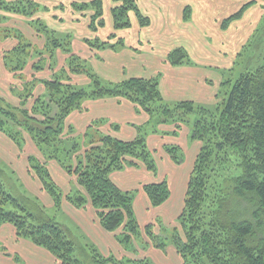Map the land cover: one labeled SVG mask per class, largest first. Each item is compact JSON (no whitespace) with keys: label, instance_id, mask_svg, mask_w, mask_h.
<instances>
[{"label":"trees","instance_id":"obj_1","mask_svg":"<svg viewBox=\"0 0 264 264\" xmlns=\"http://www.w3.org/2000/svg\"><path fill=\"white\" fill-rule=\"evenodd\" d=\"M110 1L107 13L105 0H0V40L16 41L3 53V66L21 83L17 87L15 81L10 89L19 99L18 104L0 93V133L22 151L24 134L33 139L45 161L30 155V170L38 175L58 209L62 208L64 194L46 163L57 160L70 175L74 174L86 195H68L69 202L81 208L90 202L102 226L117 233L124 248L144 235L149 239L148 246L163 251L169 244L174 246L183 264H264V64L225 81L217 94L221 100L215 105L204 106L189 100L171 105L162 95L160 75L106 82L87 58L74 52L73 32L60 25L70 16L76 23L87 21L89 29L97 33L110 20V35L103 39L85 36L82 43L93 50L124 48L126 38L118 32L131 28L133 20L141 28L152 20L139 6V0ZM255 3L248 1L227 17L222 22L223 29L242 18ZM190 15L191 8L187 6L185 19L189 20ZM15 16L24 17L34 33L44 37L42 49L33 45V38L22 29L8 24ZM59 52L68 55L66 65L60 66ZM189 58L186 50L176 47L167 61L174 65L190 64ZM32 60L34 74L27 78L25 68ZM47 64L50 78L37 77L36 73H43ZM79 76L90 79V83L76 82ZM37 85L42 87L38 95L34 91ZM103 97L131 100L150 114L158 126L185 124L191 130V139L202 143L190 173L185 204L177 218L179 225L168 233L157 235L155 224L142 229L134 211L136 191H123L111 179L113 172L140 164L155 174L158 172L146 133L139 132L138 137L128 141L111 134L86 135L91 140L81 156V141L65 136V122L71 112L80 110L86 100ZM191 115H195L192 120ZM64 151L71 155V163L62 158ZM166 151L176 164L184 161L180 146H167ZM2 173L0 170V229L5 224L12 225L19 238L50 251L62 264H150L148 257L119 259L114 254L105 256L93 244L80 245L78 238L71 237L66 228L46 215L34 197L24 193L13 195L8 189L12 181L5 182ZM143 190L154 206L164 204L171 195L166 179L146 184Z\"/></svg>","mask_w":264,"mask_h":264},{"label":"crops","instance_id":"obj_2","mask_svg":"<svg viewBox=\"0 0 264 264\" xmlns=\"http://www.w3.org/2000/svg\"><path fill=\"white\" fill-rule=\"evenodd\" d=\"M107 1L110 2V0ZM247 3L243 0H139V6H141L143 12L151 17V24L146 28H141L138 21L135 20L132 27L127 29L128 31L134 29L135 36L130 40L125 37L127 44L124 48L115 50H93L90 46L82 43L85 36L107 37L103 35V29L93 33L89 29L87 21L76 23L72 17L68 16L66 22L60 26L64 30L73 32L76 53L87 58L89 65L104 81L114 83L131 77L148 78L160 75L162 95L171 105L183 100L202 105L206 103L215 105L218 103L219 97L217 94L223 84V72L221 70L233 67L238 52L233 51L230 54L228 51L221 52L219 49H214L210 44L208 45L210 42H215L210 40L209 36L211 35L209 33L214 31L213 29L216 26H219L220 32L215 30V32L220 33L218 34L219 37L245 36L249 28L252 29L254 26L253 15L256 12L252 13V10L255 7L258 8V3L248 8L241 19L231 22L226 30L221 25L227 17L236 13L237 9ZM187 6L191 8V18L189 20H186L184 16V10ZM57 24L59 25L58 22ZM193 28L201 29V31H195ZM144 34H146L145 37ZM123 36H125L124 32ZM183 38L193 43V50L197 45V60L195 61L198 65H174L167 61L170 52L176 47L183 48V44L170 49L158 48L160 41L166 42ZM15 43L16 41L11 38L0 40V80L10 79V83L15 82L16 79L14 73L4 68L2 56ZM158 49H161L162 52H159ZM147 51L152 52L155 56H149L150 54H146ZM80 78L82 80H79ZM75 81L86 85L90 83V79L82 76L77 77ZM12 96L13 98L9 101L15 103L16 100L14 99H17V97L14 94ZM15 104H18V102ZM154 123L157 122L151 118L150 114L141 110L131 100L118 97L86 100L82 108L71 112L65 122L66 138L76 137L80 140L83 146L82 151L89 147L88 141L91 140V136L99 137L104 134H111L114 137L128 141L135 139L140 133L147 134V144H149L150 150H153L156 157L158 172L155 174L140 164L126 167L124 170L111 174V179L123 191L138 192L134 199V211L142 228L147 224H159L157 223L159 219L164 224H170L171 226L177 224V218L182 213L185 204L190 173L199 150V148L197 150L195 148L198 145L197 143L200 142L191 139V130L185 124L178 127L175 123H161L159 126ZM86 135L90 136L89 139H86ZM12 143L14 146L12 148L15 151L11 150L10 155L0 154L7 161L6 165H10L13 170L18 172L20 179L23 177L20 169L23 168V171L29 172L40 184L41 190L36 194H39V197L42 196L46 202L50 199V202L54 205L53 197L44 189L38 175L35 176L30 170L28 160L30 155H35L40 160L45 161L39 148L35 146L36 150H33L26 142L25 150L22 152L14 142ZM27 144L28 147H26ZM174 145L180 146L181 152L184 154L185 160L181 164L173 162L170 154L166 151L167 146ZM14 160L22 161L23 164L20 165V169L16 168L18 163L16 166ZM46 165L53 181L60 192L64 194L62 207L66 208L77 227L87 235V238L94 243V246L102 254L109 256L113 253L119 256L125 248L118 242L117 233L108 232L102 226L93 205L88 202L85 207L81 208L69 202L68 195L73 196L74 193L86 195L85 190L77 181V177L74 174L70 175L57 160H48ZM164 179L168 181L171 195L164 204L154 206L145 190H143V186L153 182H161ZM25 184L28 190L31 191L27 183ZM48 204L50 205V203ZM150 247L148 252L141 250L142 253H147L148 257L152 256L156 259L161 254V258L164 257L163 259H165L169 248L175 251L178 256L176 248L172 245L168 246V251ZM0 264L62 263L45 248L37 246L31 240L19 238L14 227L5 224L0 229Z\"/></svg>","mask_w":264,"mask_h":264},{"label":"rangeland","instance_id":"obj_3","mask_svg":"<svg viewBox=\"0 0 264 264\" xmlns=\"http://www.w3.org/2000/svg\"><path fill=\"white\" fill-rule=\"evenodd\" d=\"M105 1H106L105 8H106V11L108 13L110 8L108 6L107 0H105ZM248 1L249 0H243V2H248ZM250 1L256 2L255 5H257V3H258V8L255 7L252 10V13L256 12L253 15L254 26L252 29L249 28L248 33H246L245 36H243V35H238V36L232 35L231 37H227V36L226 37H219V35H218V34H220V33H218V32H220L219 26H216L215 29H213L214 31H211V33H209L211 35V36H209V38H211L210 40H214L215 42L214 43L210 42V43H208V45L210 44V46L213 47L214 49H219V50H221V52H227L228 51L230 54H232L233 51L238 52V56L234 59L236 63L233 65V67H234L233 70H231V71H227V69L221 70L223 72V82L222 83L227 81L229 78H232L233 80L237 79L239 74L241 72L245 71V69L247 70L249 68H255V67H258V66H261L262 64H264V0H256V1L250 0ZM110 4H112L111 1H110ZM255 5H253V6H255ZM259 5L261 6L260 9H262V10L259 9ZM237 10H239V9H237ZM255 10H257L258 12ZM14 18L15 19L10 20L8 22V24L11 27H17L19 29H22L26 35H28L30 38L31 37L33 38L32 41H34V43H35L33 45L38 47V49H42L44 47V42H45L44 37L37 36L34 33V29L32 27H30L29 24L28 25L25 24V22H27V20L24 17H22V16L16 17L15 16ZM106 18L108 19V16ZM134 21L135 20H133V22ZM110 24L111 23L109 20L106 28L102 30L103 35L108 36L111 34L112 27ZM193 29L195 31H201V29H196V28H193ZM215 30L218 32H215ZM123 32L125 35L124 37H126L128 40H130V38L134 37L136 34L134 29H130V31H128L126 29ZM123 32H121V31L118 32L120 37L121 36L123 37ZM126 32H130V33H126ZM144 33H146V32H144ZM146 34H148V33H146ZM146 34H144V37L146 36ZM99 38L103 39V37H101V36H99ZM183 39H181V40L180 39H172V40H169L166 42L160 41L158 48L170 49L172 47H176L178 45L183 44V46H184L183 49L186 50L187 53L190 55V58H189L190 65L191 66L198 65L197 61H195V60H197V57H196L197 45L194 44L195 50H193V45H192L193 43H190L189 41H187V39H184V40ZM154 43H155V41H154ZM158 51L162 52L161 49H158ZM74 52L76 53L75 50H74ZM202 52H203V50H202ZM146 54H150L149 56H151V55L155 56V54H153L152 52H149V51H147ZM239 54H240V56H239ZM59 56H60V62H59L60 66L66 65L68 55L64 56L63 54H61L59 52ZM230 57H231V55H230ZM34 61L35 60H32L28 64V66L25 68L26 70L24 73H25L27 78H28V76L31 77L34 74V69L32 68ZM36 74H38L37 77H39L41 79L50 78L51 72L48 68V64L46 65L43 73L38 72ZM79 80H82V78H80ZM16 82H18L17 87H20L21 83L19 81H16ZM13 83H15V82H13ZM13 83L12 82L10 83V79L9 80L8 79L0 80V93H4L3 96H5L8 100L13 98V96H12L13 94H12V92H10L11 85ZM222 88H224L223 85L221 86V89ZM221 89H220V91H221ZM34 91H35L36 95L40 94L42 92L41 85H37V87L34 89ZM17 94L19 95L18 92H17ZM14 100H16L15 103H17L19 99L17 98ZM218 102H219V100H218ZM206 105H207V103L204 104V106H206ZM193 118H195V115H191V118H189V119L192 120ZM24 138H25L24 148H25V145L27 142L29 144L30 148H32L33 150H36L35 143L33 142V139L27 133L24 134ZM11 141L12 140L7 138L3 133H0V154L10 155L11 150L15 151V149L12 148L14 146H13V143ZM28 144L26 147H28ZM197 144L198 145L195 148L196 150H197V148H199V149L201 148L202 143L198 142ZM82 150H83V148H82ZM82 150H80L78 155L80 154V156H81L82 153L85 151V150L84 151H82ZM22 152H24V151H22ZM3 155L2 156L0 155V170L4 171V173H2V174H4V178L6 179L5 182L10 183V181H12L13 185L11 183H10L11 185L8 184V189L10 190V192L13 195H15L17 193H24L26 195H29L32 198L34 197V199H36V202L38 204L41 203V206L44 208L46 215L50 218L51 217L54 218V220L56 222H58L59 224H61V226L66 228L68 230V232L70 233L71 237L78 238V240H79L78 242L80 243V245H86V244H87V246L92 245V244L94 245V243L89 238H87V235H85L77 227L73 218L71 216H69V214H68V212L64 206L62 208L58 209L55 205H53V203L50 202V199L48 200V202H46L42 196L39 197V194H36L41 190L40 184L35 180V178H33L30 175L29 172L23 171V168L20 169L21 168L20 165L23 164L22 161H20V160L15 161L14 160L16 166L18 163V166L17 167L15 166V167L17 169H20V172H22V174H23L22 179H20L18 172L13 170V168L10 165L9 166L6 165L7 161H5V159H3ZM61 156L63 159H66L68 161V163H71V161L73 160V159L71 161L69 160L71 155L69 153L67 155L66 151L62 152ZM237 166H238V164L235 165L236 168H237ZM33 173L35 174V176H37L35 172H33ZM10 178H11V180H10ZM24 182L27 183V185L29 186L31 191L28 190V188L25 186L26 184ZM137 193L138 192L136 191L135 197L137 196ZM75 194L77 196H80V194H78V193H75ZM48 203H50V205ZM157 223H159V224H155V227H154V231L157 235L162 234V233L163 234L168 233V230H170V228L173 227L170 224H164L161 221V219H159L157 221ZM177 225H179V224L177 223L174 226H177ZM136 241L137 242H133L132 245H130L127 248H125L124 250H122L121 253L119 254V256L115 255V254L114 255L119 259L130 258V259L142 260V259H144V257H148L147 253H145V252L142 253V251H141V250H143V251L148 252L150 250L151 247L148 246V242H149L148 237L143 235V237H141L140 239H137ZM166 251H168V249ZM172 251L173 250L169 248V252L166 254L165 259H163L164 257L161 258V256H162L161 254H160V256L158 255V257L156 259L152 256H149L148 258L150 259V264H161V262H163V264H167V263L183 264V258L179 255V253L177 256L175 251H173V252ZM111 254H113V253H111Z\"/></svg>","mask_w":264,"mask_h":264}]
</instances>
